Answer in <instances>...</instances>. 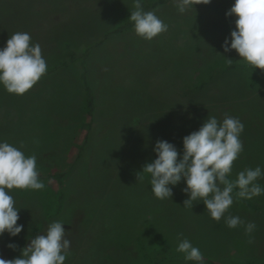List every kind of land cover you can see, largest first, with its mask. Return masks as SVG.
<instances>
[{"label": "rangeland", "instance_id": "374dc122", "mask_svg": "<svg viewBox=\"0 0 264 264\" xmlns=\"http://www.w3.org/2000/svg\"><path fill=\"white\" fill-rule=\"evenodd\" d=\"M134 2L0 0V49L13 33L27 32L47 63L46 74L23 95L0 83V143L35 154L45 185L7 190L23 229L0 235V258L19 257L31 239L58 221L70 240L64 264H198L176 251L185 238L199 248L203 264H263L264 211L244 208L238 189L217 222L202 200L193 208L183 205L189 198L183 179L169 185L173 195L163 200L154 196L150 174L137 180L145 163L156 159L158 140L182 155L185 136L208 116L222 122L227 114L244 125L243 150L228 178L260 167L255 183L264 188V71L222 46L227 38L230 47L235 30L236 17L226 16L235 0H211L184 13L170 0L151 10L168 26L152 40L138 36L134 26L112 33L130 21ZM226 58L243 65L209 80ZM56 173L64 174L59 197L51 177ZM248 200L264 205V193ZM229 215L256 227L250 235L244 225L228 228Z\"/></svg>", "mask_w": 264, "mask_h": 264}, {"label": "clouds", "instance_id": "9594fccd", "mask_svg": "<svg viewBox=\"0 0 264 264\" xmlns=\"http://www.w3.org/2000/svg\"><path fill=\"white\" fill-rule=\"evenodd\" d=\"M180 13L194 8V5H207L211 0H174ZM134 11L129 19L134 22L138 36L152 40L168 26L154 11H144L140 0H135ZM235 16V30L231 31V44L228 39L223 43L224 52L235 50L244 61L254 69L264 70V0H235L226 16ZM31 36L27 32H15L0 49V83L11 94L23 95L31 89L47 72V63L42 56L41 46L30 44ZM227 59L231 65L232 60ZM244 130L243 123L235 117L225 114L222 122L215 116H208L197 131L183 138V153L166 140H158L154 151L156 159L145 163L137 173V180L143 181L144 174H150V185L158 199L171 198L172 188L182 179L186 187L182 190L189 198L184 200L185 207L193 208L197 200H202L210 217L219 222L236 198L252 199L264 193V188L255 181L261 177L260 167L246 168L238 173L235 180L228 177L233 162L243 150L239 139ZM23 144H21V148ZM223 186V187H221ZM45 187L39 179L35 154L25 156L17 147L8 142L0 143V235L7 232L18 235L22 225H18L19 209L7 190L32 189ZM228 228L244 225L245 234L255 229L254 222L245 224L238 216H227ZM61 222H52L45 234H38L21 251L17 258L5 260L0 264H64L70 240L65 238V229ZM183 234H179L182 236ZM178 236V238H179ZM253 240L249 239V243ZM15 250L17 245L8 244ZM177 252L184 254L186 261L203 264V255L188 239L180 240Z\"/></svg>", "mask_w": 264, "mask_h": 264}, {"label": "trees", "instance_id": "16d2710c", "mask_svg": "<svg viewBox=\"0 0 264 264\" xmlns=\"http://www.w3.org/2000/svg\"><path fill=\"white\" fill-rule=\"evenodd\" d=\"M170 0H157L155 2L149 3V4H145L143 2H141L142 8L144 11H151L155 8H157L160 5L165 4L166 2H168ZM134 26V22L129 21L127 23H125L124 25H120L118 27H116L115 29L112 30V33H119V32H123L124 30H130L132 27ZM243 64L242 63H231V65H229L228 63L224 64L220 69L214 71L211 76L209 77L210 79H213L216 75L219 74H223L226 73L228 71L234 70L238 67H241ZM83 66H84V70H83V74H82V80L85 86V90H86V95H87V103H88V107H87V116L89 118L93 117V111H94V97L91 91V88L87 82V73H86V68H85V61L83 62ZM259 69V68H258ZM259 71H264L259 69ZM63 176L64 174L60 173H56L55 175H52V178H55L57 183H58V197L62 196V187H63ZM237 191V189H235ZM241 205L244 208L247 209H251L253 211H264V205H259L256 204L248 199H240ZM60 211V209H59ZM59 211L57 212V214L59 213ZM163 259V257H162ZM162 261V260H160ZM160 261L158 263L155 262V264H159ZM264 264V263H263Z\"/></svg>", "mask_w": 264, "mask_h": 264}]
</instances>
